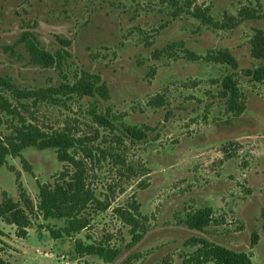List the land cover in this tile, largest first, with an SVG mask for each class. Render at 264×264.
<instances>
[{"label":"rangeland","instance_id":"1","mask_svg":"<svg viewBox=\"0 0 264 264\" xmlns=\"http://www.w3.org/2000/svg\"><path fill=\"white\" fill-rule=\"evenodd\" d=\"M195 7L208 8L216 21L234 17L235 26L206 25L189 14ZM242 10L264 16V0H0V77L33 92L72 84L86 71L100 76L111 94L107 101L61 93L55 100H35L0 87V140L20 127L45 136L69 134L88 187L111 205L93 210L87 230L58 240L41 216L31 217L25 239L0 219V264H184L196 249L185 244L192 237L264 264V82L243 74L260 63L251 56L250 40L264 32V18L240 20ZM24 31L34 32L52 53L62 48L59 38L71 41L62 72L31 63L20 42ZM178 42L200 57L227 49L239 68L190 61L179 51L158 58V51ZM230 73L245 105L238 116L219 96ZM107 109L113 126L99 120ZM123 124L148 128L146 139L128 140ZM64 166L51 148L28 147L7 156L0 168V203L4 191L19 201L21 183L37 205L39 186L53 185ZM128 206L138 210V241L114 210ZM206 208L215 222L203 233L184 224L188 214ZM255 232L259 239L252 245ZM78 240L120 253L112 262L79 255Z\"/></svg>","mask_w":264,"mask_h":264},{"label":"trees","instance_id":"2","mask_svg":"<svg viewBox=\"0 0 264 264\" xmlns=\"http://www.w3.org/2000/svg\"><path fill=\"white\" fill-rule=\"evenodd\" d=\"M179 12H183L180 9ZM194 18L206 25L216 29L227 30L235 26L234 17H227L225 21H216L208 8L195 7L188 11ZM255 11L242 10L239 14L240 20L260 19ZM177 16V15H174ZM234 22V23H233ZM62 48L52 53L42 46L37 35L32 31H24L20 42L24 44L33 65L43 69H57L63 71L71 53L68 48L70 40L58 39ZM250 51L252 58L260 63L252 69H245L244 76L255 82H264V32L258 31L250 40ZM182 52L184 57L190 61L203 59L215 64L229 66L233 72L239 68L238 60L227 49L209 51L204 57H200L185 48L184 42L169 43L165 48L157 52L158 58L163 56L176 57V52ZM235 73L227 74L220 83L219 96L225 100L228 112L238 116L245 110L242 94ZM0 87H6L15 94L23 97H31L39 100H55L56 94L99 97L103 101L110 99L111 94L105 81L100 76L82 71L80 77L72 83H63L59 87L38 89L33 92L18 90L10 79L0 77ZM110 110L99 117L102 124L113 126L109 120ZM148 128L122 125L124 136L130 141H142L146 139ZM28 147H38L41 150L55 149L59 162L65 164L63 171L59 174L54 184H42L39 186V202L34 204L28 196L22 184L19 183V201H15L4 191L0 203V219L8 225L17 228L19 238L25 239L28 235L27 229L31 225V217L38 215L45 222V230L54 239L73 238L80 232L91 226L92 212L106 211L111 205L96 198L94 192L88 187L85 179L86 169L82 160L78 159L71 151L76 147V140L67 133H56L45 136L38 129L20 127L15 135L6 142L0 140V168L5 164L7 156L17 157L20 152ZM31 172V169L29 170ZM19 180V179H18ZM124 223L129 225L133 231V241H138L142 234L138 233L140 219L138 210L134 207L127 209H114ZM60 221L61 226H53L50 221ZM215 222L213 212L210 208L196 210L186 217L184 224L195 231L203 233L207 227ZM264 228V225H263ZM259 239L258 233H253L251 244L256 245ZM186 246L196 249L184 259V264H253L249 253L235 251L222 245L211 243L200 237H192L186 241ZM75 251L79 255L97 256L104 262H112L119 255L120 250L111 248L103 243L86 244L81 240L76 241Z\"/></svg>","mask_w":264,"mask_h":264}]
</instances>
